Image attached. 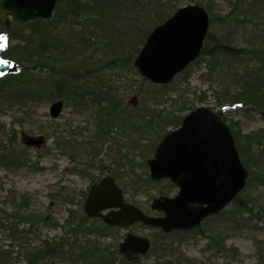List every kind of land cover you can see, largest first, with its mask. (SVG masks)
Listing matches in <instances>:
<instances>
[{
    "label": "rangeland",
    "instance_id": "obj_1",
    "mask_svg": "<svg viewBox=\"0 0 264 264\" xmlns=\"http://www.w3.org/2000/svg\"><path fill=\"white\" fill-rule=\"evenodd\" d=\"M88 1L93 3V0ZM190 1L186 4L208 1L213 14L209 34L217 38L226 36L231 43L244 49L243 55L236 57L240 61L230 59L233 66L243 62L234 76L240 78V85L248 79L246 70L252 77L264 73V23L260 19H254L252 14L240 15L241 11L233 7L237 0ZM90 16H96V12ZM0 18L5 22L10 19L8 29L13 25L23 28L8 13ZM71 23L56 24L53 31L63 30V33L58 31L61 33L58 36L66 39L70 36ZM76 28L81 32L82 24ZM19 41L13 39L12 46ZM4 43L0 37V46ZM214 43L210 37L208 46H214ZM97 45L99 48H91L80 57L54 64L55 69L79 75L98 72L99 76H108L111 73L110 58L105 55L104 45ZM254 49L255 53H252ZM211 60V56L204 54L188 68L187 73L174 80L173 88L157 105L148 100L146 94L150 86L135 68L134 71L124 70L123 78L116 84L123 85L121 93L130 106L140 105L144 99L150 103L151 109L167 112H177L185 104L193 109L205 106L222 114L229 125L242 134L264 128L263 117L255 107L226 100L229 92L235 94L240 91V86L234 87L231 77L223 79L221 72L210 70ZM14 68L13 62L0 57V74ZM47 70L34 69L31 72L46 77ZM117 77L112 75V80ZM262 81L264 84V76ZM228 87L229 90L224 89ZM50 94L45 91L43 97L24 98L22 103L10 102L8 97L0 101V264H81L82 259L75 255L86 244L101 242V249L110 248L112 251L115 246L118 248L128 232L149 236L158 243L152 253L133 264H264V209L259 205H249L243 213L238 204H230L217 216L207 219L198 230L174 232L168 236L142 224L118 228L106 236L101 232L87 233L85 227L94 224L95 229L99 223L87 217L84 211L89 188L107 175L118 179L127 199L137 201L151 213H155L150 208L154 198L173 196L178 188L170 190L169 180H150L147 160L153 153L148 149L154 141L157 143L159 133L156 130L162 134L161 127L141 139L134 135L127 137L126 130L119 127L102 135L98 132L101 122L98 106L89 103V98L81 104L64 99L61 115L53 118L50 106L56 98L49 97ZM182 114L184 116L187 112ZM170 129L173 128L168 127ZM24 135L42 138L44 142L38 147L28 146L23 140ZM135 144L137 148H133ZM13 160L16 162L14 166L6 165ZM248 190L243 195L247 200L251 194L260 198L264 196L262 186ZM57 243L60 244V253L54 250ZM166 243L172 244L170 248L175 249V255L163 251Z\"/></svg>",
    "mask_w": 264,
    "mask_h": 264
},
{
    "label": "trees",
    "instance_id": "obj_2",
    "mask_svg": "<svg viewBox=\"0 0 264 264\" xmlns=\"http://www.w3.org/2000/svg\"><path fill=\"white\" fill-rule=\"evenodd\" d=\"M186 1L189 0H93V3L88 0H60L51 20L15 21L16 24H21L23 28L13 25L6 29L5 21L0 18V36L7 40L6 45L0 47V55L4 59L11 60L16 66L14 71L0 75V101H4L8 97L10 102L22 103L24 98L43 97L45 91L51 93L49 97L63 98L77 104L86 103L84 99L89 98V103L98 106L97 113L101 118V122L98 124V132L102 135L116 131L119 127L126 130L124 133H127V137L134 135L141 139L140 137L147 136L156 130V127H161L162 134L156 130L159 133L156 138L157 143L154 141L148 149V152L154 153L159 140L169 131L168 127L180 126L183 118L182 112L188 113L193 107L185 104L182 108H178L179 111L177 112H167L155 110V108L151 109L150 103L145 102V99L141 101L142 105L130 106L128 102L124 101V94L121 93L123 85L116 84V82L123 78L124 70L134 71V59L152 29L171 16L177 8L186 4ZM67 2L68 4H66ZM239 2L240 5H238ZM195 3L204 6L210 15V21L213 22L212 9L208 1ZM234 4L233 7L241 11L240 15L252 14L254 19H260L264 23V0H237ZM93 11L96 12V16H90ZM82 12L83 15L78 14ZM6 14L2 7V0H0V16ZM67 22L71 23L70 36L66 39L60 38L58 35L63 33V30L61 32L56 28L61 33L53 31L54 25ZM78 24H82L81 32L76 28L79 26ZM26 32L27 36H24ZM210 37L213 41L215 40L214 46L211 47L208 46ZM220 37L221 39H219ZM220 37L217 38L208 33L199 59L204 54L211 56L210 70H214L218 74L221 72L220 75L223 79L231 77L234 80L232 85L234 87L240 86V91L235 94L229 92L227 101L251 105L259 113H263L264 84L262 79L264 73H257L252 77L246 70L245 77L248 79L240 85V78L234 76L243 62L233 66V61L231 62L230 59L240 61L238 58L243 55L244 49L231 43L232 41L228 40V37ZM15 38L20 40L19 44L12 46V40ZM99 40L102 42L98 43ZM21 42H23L22 45ZM97 44H100L101 47L104 45L105 55L110 58L111 73L108 76H99L98 72L91 74L92 76L89 74L79 75L77 72L55 69L54 64L63 60L68 62L80 57L91 48H99ZM251 52L255 53V49ZM7 53L9 54L7 55ZM34 69L41 71L48 69L47 76L36 75L31 72ZM187 70L183 73H187ZM112 75H117V79L112 80ZM144 81L148 82L146 79ZM173 82L166 85L148 82L150 86L146 94L149 97L148 100L156 105L161 103L168 90L173 88ZM224 89L229 90L230 88ZM224 96L227 94L224 93ZM218 115L222 117V114L218 113ZM231 130L241 160L249 170L247 185L232 204H238V209H241L243 213L246 212L245 209L249 205H259L264 209V196L260 198L251 194L248 196V200L243 198V195L248 193V189L264 187V128L244 134L235 131L232 127ZM136 145L133 148H137ZM7 163V166L16 164L14 160ZM116 180L118 181V179ZM169 185L170 190L175 187L172 183ZM130 201L139 205L135 200ZM233 217L237 222L236 216ZM95 220L99 222L95 227L96 230L92 227L94 224H89L88 227H85V230H88L87 233L101 232V235L106 236L109 231L115 230L102 220ZM158 233L162 236L171 234L161 230ZM99 243L101 242H93L92 245L86 244L81 248L80 253L75 255L82 259L81 264H116L117 260L119 261L118 264H133L141 259L140 256L126 259L119 254L116 246L111 251L110 248L101 249ZM157 245V241L152 239V248L149 254L155 250ZM171 245L166 243L163 246V251L175 255V249L170 248ZM55 249L56 252L60 253L59 243ZM71 252L70 248L69 253Z\"/></svg>",
    "mask_w": 264,
    "mask_h": 264
},
{
    "label": "water",
    "instance_id": "obj_3",
    "mask_svg": "<svg viewBox=\"0 0 264 264\" xmlns=\"http://www.w3.org/2000/svg\"><path fill=\"white\" fill-rule=\"evenodd\" d=\"M58 1L3 0L2 5L16 20H48ZM6 23L9 26L10 19ZM209 26L210 16L204 7L189 4L178 8L148 35L134 60L136 69L155 84H169L200 56ZM63 106V100L53 102L51 116L59 117ZM262 116L264 119V113ZM24 139L29 146L43 143L42 138ZM148 165L153 180L169 179L179 188L174 196L153 199L151 209L163 215H148L126 201L123 189L112 176H106L90 187L84 206L87 216L101 217L111 227L142 222L166 233L190 230L225 209L249 177L229 125L205 106L189 112L180 127L163 137ZM150 247L148 237L130 232L119 244V251L126 256L145 255Z\"/></svg>",
    "mask_w": 264,
    "mask_h": 264
}]
</instances>
